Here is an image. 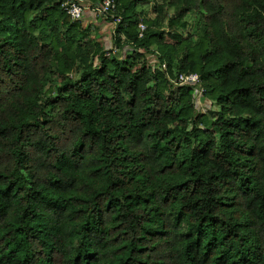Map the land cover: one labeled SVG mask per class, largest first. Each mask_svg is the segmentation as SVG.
Listing matches in <instances>:
<instances>
[{
  "label": "trees",
  "instance_id": "obj_1",
  "mask_svg": "<svg viewBox=\"0 0 264 264\" xmlns=\"http://www.w3.org/2000/svg\"><path fill=\"white\" fill-rule=\"evenodd\" d=\"M68 1L0 0V264H264V0Z\"/></svg>",
  "mask_w": 264,
  "mask_h": 264
},
{
  "label": "rangeland",
  "instance_id": "obj_2",
  "mask_svg": "<svg viewBox=\"0 0 264 264\" xmlns=\"http://www.w3.org/2000/svg\"><path fill=\"white\" fill-rule=\"evenodd\" d=\"M150 10V5L149 4H144L140 5L137 7L136 12L141 15L142 19H145L146 14ZM170 13H174L173 9H169ZM97 16L86 13L85 20L84 21V26L85 27H90V31L88 34V37L91 38L92 40L95 38L97 42L105 49V51H109L114 47L113 39L115 35V31L121 22V17L112 14L108 18H101V20L96 19ZM141 23V21H140ZM152 51H156V48H152ZM132 54V51L128 48H125L124 50H120L118 52V56L120 59L124 60L127 57H129ZM151 56V55H150ZM152 57V56H151ZM150 57V58H151ZM55 85L50 83L47 87L48 94L54 96L55 93ZM204 109L203 112L207 109L213 108V110H217L218 106L215 103H203Z\"/></svg>",
  "mask_w": 264,
  "mask_h": 264
},
{
  "label": "built area",
  "instance_id": "obj_3",
  "mask_svg": "<svg viewBox=\"0 0 264 264\" xmlns=\"http://www.w3.org/2000/svg\"><path fill=\"white\" fill-rule=\"evenodd\" d=\"M64 10L67 12V14L71 17L73 20H80L82 17L88 12L90 14H93L95 16H101L104 18H108L115 10H116V4L113 0H103L101 5L97 7H89L85 6L82 1L74 2V1H68L63 6ZM147 27L140 23L138 25V31H139V38L143 37L144 32L146 31ZM111 51L117 52V48L114 46ZM162 70H166V65L161 66ZM172 83L175 86H184V87H190L194 90V98L196 105L201 109L203 112L204 105L201 103V99L204 94V90L201 87L200 78L196 74H181L178 76L176 80H173Z\"/></svg>",
  "mask_w": 264,
  "mask_h": 264
}]
</instances>
